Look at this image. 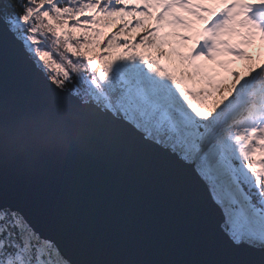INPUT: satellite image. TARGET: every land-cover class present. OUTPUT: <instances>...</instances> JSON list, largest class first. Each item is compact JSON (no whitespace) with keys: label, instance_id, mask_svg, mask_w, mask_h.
Returning a JSON list of instances; mask_svg holds the SVG:
<instances>
[{"label":"snow or ice","instance_id":"obj_1","mask_svg":"<svg viewBox=\"0 0 264 264\" xmlns=\"http://www.w3.org/2000/svg\"><path fill=\"white\" fill-rule=\"evenodd\" d=\"M257 44L264 0H0V127L25 142L36 128L60 139L126 129L208 192L226 249L208 264H264ZM0 264L84 262L0 191Z\"/></svg>","mask_w":264,"mask_h":264},{"label":"water","instance_id":"obj_2","mask_svg":"<svg viewBox=\"0 0 264 264\" xmlns=\"http://www.w3.org/2000/svg\"><path fill=\"white\" fill-rule=\"evenodd\" d=\"M16 71L10 64L9 76ZM29 135L0 127V191L74 260L208 264L225 253L217 210L181 161L123 128L83 139Z\"/></svg>","mask_w":264,"mask_h":264},{"label":"rangeland","instance_id":"obj_3","mask_svg":"<svg viewBox=\"0 0 264 264\" xmlns=\"http://www.w3.org/2000/svg\"><path fill=\"white\" fill-rule=\"evenodd\" d=\"M201 26H202V25L199 24V22H198V23H197V27H201ZM188 47H191V42H189ZM184 50L186 51L187 49H184ZM249 50H250V51H261V50H264V46H262V45H260V44H257L255 49H249ZM224 59H232V58H231V57H224ZM209 64H210V67L215 68L216 71H218V72H223V70L220 69L217 65L211 64V62H209ZM235 66L238 67V68H240V69H243L242 64H240L238 61H237V63H236Z\"/></svg>","mask_w":264,"mask_h":264},{"label":"trees","instance_id":"obj_4","mask_svg":"<svg viewBox=\"0 0 264 264\" xmlns=\"http://www.w3.org/2000/svg\"><path fill=\"white\" fill-rule=\"evenodd\" d=\"M15 2H16V0H12V3H15ZM244 63H245V62H243V66H244Z\"/></svg>","mask_w":264,"mask_h":264}]
</instances>
